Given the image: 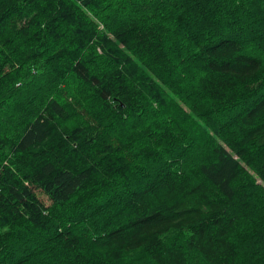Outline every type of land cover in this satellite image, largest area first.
I'll return each mask as SVG.
<instances>
[{
	"label": "trees",
	"instance_id": "obj_1",
	"mask_svg": "<svg viewBox=\"0 0 264 264\" xmlns=\"http://www.w3.org/2000/svg\"><path fill=\"white\" fill-rule=\"evenodd\" d=\"M0 116V264L264 258V0H0Z\"/></svg>",
	"mask_w": 264,
	"mask_h": 264
},
{
	"label": "rangeland",
	"instance_id": "obj_2",
	"mask_svg": "<svg viewBox=\"0 0 264 264\" xmlns=\"http://www.w3.org/2000/svg\"><path fill=\"white\" fill-rule=\"evenodd\" d=\"M183 44H186L185 43V40H184V38H183ZM60 64H58V66H59ZM199 72V68H198V66L197 65H194V66H187L184 70H182V73L180 74V76H189L190 74H193V73H195V72ZM188 73H190V74H188ZM41 80V81H40ZM45 80H47V79H38L37 80V78L36 79H34V83L33 84H36V85H40V84H45L46 83V81ZM24 88V87H23ZM23 94H26V95H22V97H24V100H25V97H27V96H33L34 94H36V92H34V94L33 93H30V90L29 89H23ZM5 114H8V112H4ZM3 120V117H1L0 116V122ZM135 122L133 121V124H134ZM131 124V126H132V123H130ZM115 133V132H114ZM118 133V132H117ZM199 158H201V155H199V154H196L195 155V160H198ZM151 169H149V171H150ZM257 183L258 184H260V182L259 181H257ZM255 198V197H254ZM254 198L252 199V201H254L255 203H256V205H258V206H264V200L261 198V197H259V198H255V200H254ZM44 200H46L45 198H44ZM46 204H47V202H46ZM262 236H264V235H262ZM255 242H259L258 240H255ZM259 243H257V245H258ZM250 246H252V247H254L255 248V246H254V243L252 242V243H250ZM259 247H260V249H258V250H263V248H264V244H259ZM243 249V251L242 252H246V251H248L249 253L252 251H250V249L248 248V247H243L242 248ZM255 251H253L252 253H250V254H252V255H254L255 253H254ZM257 257H259L257 254H255V257H254V259L253 260H251L252 262H257V264H264V258H260V259H258V260H255ZM251 262V263H252Z\"/></svg>",
	"mask_w": 264,
	"mask_h": 264
}]
</instances>
